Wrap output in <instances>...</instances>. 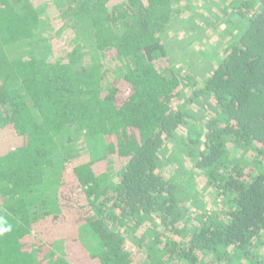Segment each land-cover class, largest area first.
Here are the masks:
<instances>
[{"label": "trees", "instance_id": "1", "mask_svg": "<svg viewBox=\"0 0 264 264\" xmlns=\"http://www.w3.org/2000/svg\"><path fill=\"white\" fill-rule=\"evenodd\" d=\"M50 1L0 0V264H264V0L194 70L172 0Z\"/></svg>", "mask_w": 264, "mask_h": 264}, {"label": "rangeland", "instance_id": "2", "mask_svg": "<svg viewBox=\"0 0 264 264\" xmlns=\"http://www.w3.org/2000/svg\"><path fill=\"white\" fill-rule=\"evenodd\" d=\"M53 1V0H51ZM50 1V2H51ZM216 4H215V2ZM222 1V0H220ZM218 0H172V4L168 8V14L170 15V26L166 30V34L163 36V43L168 52V56L172 60L178 59L179 63L184 59H187L185 66L187 69L191 68L194 70V59L191 55L197 51V48L192 49V53L186 51V48L192 47L190 44L193 41H197L199 47L207 46V49L211 52L210 54L218 55L223 52L222 44L216 43L217 41L224 42L229 38L230 30L232 28H238L241 24V15H237L234 12H224L221 11L223 5ZM223 10V9H222ZM173 31L171 34L170 32ZM215 35V36H214ZM212 36L216 39H212ZM227 37V39H225ZM216 40V41H214ZM206 42H211L207 44ZM189 59V61H188ZM177 63V62H176ZM210 65L211 62H210ZM204 69L207 65H204ZM196 67V65H195ZM198 71V70H197ZM203 77V75H198V77ZM196 79H201L197 78ZM171 152V151H170ZM182 164L189 161V159L182 158ZM59 156H56L57 167L59 164ZM173 166V165H172ZM167 166L164 170L165 175L175 172L177 168L175 165ZM184 166H187L184 164ZM115 178V177H114ZM206 198L204 201L215 202V197H209L204 195ZM144 229L142 226H138L134 233L145 239ZM58 251V250H57Z\"/></svg>", "mask_w": 264, "mask_h": 264}]
</instances>
